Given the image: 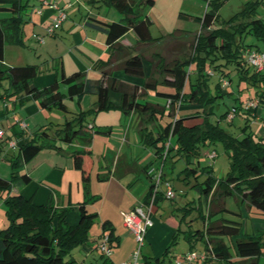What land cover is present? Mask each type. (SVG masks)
I'll return each mask as SVG.
<instances>
[{"label": "crops", "instance_id": "obj_1", "mask_svg": "<svg viewBox=\"0 0 264 264\" xmlns=\"http://www.w3.org/2000/svg\"><path fill=\"white\" fill-rule=\"evenodd\" d=\"M42 1L34 0L30 15L26 16L28 19L26 18L23 25V44L5 46L3 55L5 64L8 66L37 65L38 74L33 83L39 88L45 87L55 80L59 82L61 73L69 75L78 71L82 72L87 80L103 81L105 85H111L113 80L124 83L126 88L136 85L139 90L138 98L153 105L158 104L159 111L156 113L161 115L164 113V110L160 109L165 99L162 94L173 92L174 89L166 83V78L169 79L166 71L158 69L155 65L156 60L152 62L154 64L152 65L149 59L154 54H160L166 58L167 51L171 49L184 51L185 45L189 44L201 32L204 13L198 16L192 11H183L182 6L185 0H154L152 4H148L144 0H135L134 14L139 19L147 18L149 20L152 40L140 42L135 31L129 29L118 39V42L124 46L132 47L134 54L143 58L145 77L155 81L145 87L144 78L124 73L120 68V60L108 65L98 64L99 61L108 60L110 49L106 43L105 33L97 25L99 22L122 21L125 19L123 13L105 0H48L55 1L60 8H67L66 19L57 28L58 31L55 30L49 34L47 28L57 11L50 5L43 4ZM76 4L77 8H75ZM69 5L70 7H67ZM96 6H98L97 11L93 8ZM103 6L104 10H102ZM201 6L198 4V7ZM81 10H84L85 13ZM217 24L218 22H215L209 29L216 27ZM38 35L43 36V42L37 40L36 36ZM10 47H15V50H8L10 53L7 54V48L11 49ZM174 59L183 60L182 57ZM193 70L192 65L190 81L184 88L186 92L189 90V83L193 82L191 76L194 74ZM103 71L107 72L106 76ZM159 86L164 87L166 91H158L157 87ZM60 90L66 92V87L60 85ZM151 90L155 91L149 93ZM108 99L113 107L99 111L94 115L90 114L93 115L91 119L88 115L87 122L82 129L84 133L67 143L61 139L62 135L55 134V131L65 122L67 115L70 117L80 111L92 108L96 95L87 93L79 100L75 97H65L64 103L69 111L65 114L54 107L41 108L33 99L19 104L15 97H6L3 94L0 99V129L4 131V138L0 146L10 140L16 141L17 146L21 145L29 139L37 138L42 130H46L58 148L43 149L32 159L23 163L21 173L29 175L30 181L15 183L10 192H20L24 197L31 198L37 204L53 205L57 209L68 208L66 219L71 224L78 221L77 204L86 202V207L96 213L100 231L97 237L89 236L88 243L80 246L81 251L85 256L93 257L98 251L96 247L103 232L102 222L108 221L113 232V247L109 260L112 264H121L129 259L134 247V237L123 224V214L148 197L150 181L145 170L148 166L159 163L153 142L156 141L163 125L157 114L151 115L134 111L125 113L120 108L121 93L116 89L109 91ZM259 109L260 107L254 113V120L262 114ZM201 110L202 106L200 105H185L180 108L179 116H185L184 124L190 127L201 123V117L198 116V112ZM18 121L26 122L27 128L21 130ZM133 121L136 124L131 130ZM262 125L264 127V124ZM263 131L264 128H260V130L258 128V134L251 132L255 138H260L264 137ZM88 134H90L89 141L86 140ZM76 150H85L91 153V160L86 167L88 183H82L80 172L73 167L72 152ZM12 151L16 153L17 147ZM8 155L6 153L1 158L6 162L0 166V177L4 179H8L11 172L9 163L11 155ZM199 156L191 158L187 162L184 156L178 155L173 149L164 161L165 177L174 187L176 195L170 200L159 196L156 203L152 205L153 224L145 235L144 245L141 249L142 261L144 258H164L162 264H173L175 257L188 251H194L192 247L197 241L202 240L197 232L202 231L204 227L199 229L196 223V229H194V223L188 224L186 217L179 220L176 213V210L185 211L187 209L185 207L190 203L189 199L194 194L200 200L199 178L205 173L201 172L203 167L200 164ZM178 159L184 164V167L176 173L178 162L175 161ZM187 163L191 170L184 173L182 170L187 166ZM174 175L175 177H173ZM179 192L182 193L184 202L177 200ZM230 196L240 206L239 209L244 213L243 216L249 221V228L246 227V223L241 222L240 236L249 235L248 229L250 235L263 236L264 215L256 214L255 209L249 207L246 201H241L236 195ZM193 198L192 200H194ZM182 204L185 205L184 208ZM206 204L208 206L207 200ZM0 224L5 226L3 221ZM194 232L197 233L196 236L192 235ZM178 234L182 235L188 248L173 252L169 248L167 255H163L174 235L176 241L178 240ZM225 241L231 244L229 238H225ZM203 245V249L196 251L197 253H204L205 244L203 243ZM99 262L100 255L98 264Z\"/></svg>", "mask_w": 264, "mask_h": 264}, {"label": "trees", "instance_id": "obj_2", "mask_svg": "<svg viewBox=\"0 0 264 264\" xmlns=\"http://www.w3.org/2000/svg\"><path fill=\"white\" fill-rule=\"evenodd\" d=\"M109 5L125 15L122 21L99 22L97 27L106 35V43L110 52L107 61L98 64L108 65L120 60V68L127 75L144 78V86L155 81L145 77L143 58L134 54L132 47L124 46L118 39L129 29L137 34L140 42L152 40L147 18H137L134 14L135 0H105ZM152 4L154 0H144ZM220 0H208L202 16L201 32L189 43L188 57L183 60H167L160 54H154L149 61L156 60V66L166 71V83L174 89L173 92L163 93L164 104L160 109L168 112L174 119L160 129L155 146V154L159 162H163L171 150L175 149L178 155L188 160L198 158L201 144H212L219 141L225 148L229 159V168L225 177L217 179L212 174L210 166H205L201 172L206 174L200 183L201 195L208 201L207 222L202 231L197 232L205 244V259L201 264H264V241L260 236H240L241 222L218 217L225 208V198L236 195L241 201H246L249 207L255 209L256 214L264 215V138H255L246 123L241 128L239 136L226 132L219 125L209 121L208 114L213 113L214 96L209 90L206 76L210 70L217 74L215 96L223 95L228 85L225 79L231 81L230 72L250 80L255 86L259 85L253 100L257 101L255 107L245 110L252 115L257 108L264 106V70L257 71L246 63L249 50H263L252 48L245 43L244 38L249 36L264 42V19L257 12V5L253 1L244 3L243 8L228 19L219 18ZM29 0H0V81L6 79L8 86L0 94V99L15 97L19 104L29 99L37 101L41 108H56L65 114L69 113L64 103L65 97H75L79 100L84 94L96 95L93 107L66 116L65 122L55 134H61V139L67 143L82 135L87 116L113 107L108 99L111 89L121 93L120 108L128 113H149L155 115L159 105L138 98V86L129 88L119 81L113 80L111 85L103 81H90L82 72H73L69 75L61 73L60 81L39 88L33 81L38 74V66L34 64L8 66L3 62L6 45L23 44V25L26 19V10ZM215 22L217 26L209 29ZM185 51V50H184ZM182 51V53H185ZM264 51V50H263ZM152 65H154L152 63ZM189 65V68H187ZM194 66V79L189 83V90L185 85L190 81V68ZM252 67V72L249 68ZM105 76L106 71H103ZM209 75V74H208ZM1 84V83H0ZM60 85L66 87V92L60 90ZM226 85V86H225ZM169 100V107L166 101ZM185 105H200L202 110L198 116L201 123L193 126L184 124L185 116H179L180 108ZM178 112L175 116L176 107ZM235 108V107H234ZM234 110H237L235 108ZM162 111V110H160ZM231 113L226 111L223 116ZM92 128V127H91ZM90 140V134L87 135ZM170 137L171 145L166 158L162 160L164 142ZM173 140V142H172ZM157 143H161L160 145ZM58 148L46 130H42L37 138H32L17 146V152L11 155L10 177H0V195L4 192L3 202L6 206L5 215L8 220L7 227L0 228V264H82L75 258L66 259V254L77 245L88 243V228L96 217V213L86 207V202L77 204L78 221L71 224L67 221L68 208L57 209L53 205L34 203L31 198L24 197L20 192L11 193L15 183H28L29 175L21 173L23 163L32 159L43 149ZM91 153L85 150L72 152L73 167L81 174L83 183H88L87 165L91 160ZM190 162V161H189ZM191 168L187 166L182 172L187 173ZM166 179V177H164ZM168 180V179H167ZM174 188V187H173ZM175 190V189H174ZM148 197L144 200H149ZM102 233L109 237L111 248L112 227L108 221H103ZM101 233V235H102ZM197 233H192L196 236ZM100 235V236H101ZM176 235V234H175ZM175 235L171 243H175ZM229 238L231 244L225 241ZM98 245V244H97ZM233 248V252L231 251ZM98 250V248L96 247ZM169 247L163 255H167ZM99 251V250H98ZM100 252V251H99ZM164 258H144L143 264H162ZM99 264H112L109 257L100 252Z\"/></svg>", "mask_w": 264, "mask_h": 264}, {"label": "rangeland", "instance_id": "obj_3", "mask_svg": "<svg viewBox=\"0 0 264 264\" xmlns=\"http://www.w3.org/2000/svg\"><path fill=\"white\" fill-rule=\"evenodd\" d=\"M34 0H29V7L26 10V16L30 15L31 12V7L32 3ZM208 0H185L184 5L182 6L183 11H192L195 15L201 16L204 13V8L206 7V3ZM221 4L218 10L219 13V18L220 19H228L230 16L234 15L235 13L239 12L245 2L248 1H253L257 5V12L264 19V0H220ZM202 2V3H201ZM79 4H81V1H79ZM198 4H201V7H198ZM105 6V5H104ZM102 7V10H104L105 7ZM67 7H70L67 6ZM75 8H77V4L75 5ZM90 8H92L90 6ZM95 11H97L98 6L93 7ZM67 8H64L66 12ZM84 12V10H81ZM85 13V12H84ZM7 13L1 12L0 15H4ZM67 14V13H66ZM27 18V17H26ZM28 19V18H27ZM60 30V29H59ZM58 31V29H56ZM194 38V37H193ZM192 38V39H193ZM245 43L251 44L250 47L256 48L259 47L260 49L264 50V42L263 41H258L255 38H250L249 36L244 38ZM11 49L7 48V54L10 53L8 50H15V47H10ZM190 46L188 48V45H185V53L181 54L182 51H179L177 49H171L167 51L166 59L170 60L175 57H182V59H185L188 57V53L190 52ZM189 51V52H188ZM182 55V56H180ZM195 65L193 66L194 69ZM187 68H189V65H187ZM249 72H252V67H250ZM263 71V70H262ZM192 78L194 79L195 75H191ZM207 79V84L208 88L211 92V94L215 97L213 100V105H212V111L213 113L208 114L207 117H209V121L213 124L219 125L222 129H224L226 132L231 133L235 136H239L241 133V128L244 126L246 123L248 124V129L251 130L253 133L258 134V128H264L262 124H264V106L260 107V116L254 120V117L252 115H249L245 113V104L251 100L256 94L257 89L259 88V85L255 86L253 82H251L248 79H245L241 77L237 73H232L230 72L231 76V81L229 82L228 79L226 78L225 81L227 82L226 86V92L223 95L220 96H215V84L217 81V74H211V75H205ZM0 94L4 92V87L6 88L8 86V81L6 79H2L0 81ZM158 91H166L164 90V87L162 88L161 86L157 87ZM155 90L149 91V93L153 92ZM151 102V101H150ZM164 102V100H163ZM237 110H234L235 108ZM230 110V112L233 114V117L231 120L227 119V116H223V114ZM21 113V111H20ZM158 115V119L160 120L161 124L165 126L167 123L172 121L174 117L171 115H168L167 111H164V113L161 115L160 113H156ZM202 117V116H201ZM93 118V115H90V119ZM203 118V117H202ZM136 124L135 121L132 122V128L131 130L134 129V125ZM262 135H264V131L262 132ZM262 137V136H261ZM264 138V137H262ZM13 149L9 146L8 143H5L3 146H0V166L3 164H6L5 161H2V157H4L7 154L9 155H14L15 153L12 151ZM215 151L217 153V156L213 159H210L208 154L211 153L212 151ZM207 152V155H206ZM8 155V156H9ZM91 155V154H90ZM199 161L202 167L204 166H210L212 169V174L214 177L217 179L225 177L228 168H229V159L228 155L225 152V148L222 145L221 142L215 141L212 144H201V155L199 156ZM175 162H178L176 164V173L180 169L184 167V164L178 160ZM210 165H207V164ZM175 177V175L173 176ZM206 175L204 174L199 178V182H203L205 179ZM83 183V181H82ZM4 192L0 195V223L1 221L4 222V225L0 224L1 227H7L8 225V220L6 219L5 215V209L6 206L3 202V197H4ZM200 196V195H199ZM194 197V198H193ZM192 198L194 200H192ZM200 200H198V196L194 194V196L190 197V203L185 207L184 204H182V207L187 208L185 211L184 210H176L177 213V218L179 220L183 217L187 218V223H194V229L196 223L198 224V228L202 229L207 222V214H208V206L206 204V201L204 197L201 195ZM169 200V199H167ZM178 201L184 202L185 200L182 199V193L179 192ZM170 202V201H168ZM225 208L228 211H222L220 214H218V217H223L226 219H231V220H236L242 223H246V227L249 228V221L247 218L243 216L242 210L239 209V205L234 201V199L229 195L226 196L225 198ZM180 211V212H179ZM245 212V211H244ZM99 224L98 220L96 217L93 219V222L88 228V237L90 236H95L97 237L99 234ZM248 234L250 235V231L248 229ZM179 236V234L177 235ZM262 241H264V234L261 236ZM176 241V240H175ZM177 242V244H176ZM174 244L170 242L169 248L171 249V252L173 251H180L183 248H188V244L185 242V240L182 238V235L179 236L178 240ZM203 240H199L196 242L195 246L192 247L194 251H201L203 249ZM231 251L233 252V248H231ZM99 255L100 252L96 251V253L93 255V257H88L83 254V251H81L80 245H77L70 249L69 253L66 254V259H70L71 257L75 258L78 262L82 264H98L99 260ZM222 264V263H218Z\"/></svg>", "mask_w": 264, "mask_h": 264}, {"label": "built area", "instance_id": "obj_4", "mask_svg": "<svg viewBox=\"0 0 264 264\" xmlns=\"http://www.w3.org/2000/svg\"><path fill=\"white\" fill-rule=\"evenodd\" d=\"M43 4H48L57 11L56 16L53 18L51 24L47 28V33H53L57 28L61 26L63 21L66 19V12L63 8H60L55 1L43 0ZM39 42H43L44 38L41 35L36 36ZM246 63L254 67L257 71L264 70V51L263 50H249L246 56ZM209 75L212 74L210 70L207 71ZM170 101H166V107H169ZM257 104L256 100H249L245 104V109L255 107ZM176 107L175 116L178 112ZM233 117L232 113H229L227 119L231 120ZM21 130L27 128V124L24 121L17 122ZM4 138V131L0 129V143ZM9 146L13 149L17 147V143L14 140L8 142ZM171 146L170 137L164 142L162 160L166 158L168 149ZM210 159L217 156V153L213 150L208 154ZM145 173L150 181V195L147 202H139L131 210L123 214V224L132 233L134 237V247L130 253L129 259L122 262L121 264H143L141 257V249L144 245L145 235L149 227L152 226L153 221L151 218V207L154 205L159 198L163 196L165 199H173L176 192L169 180L165 179L164 163L159 162L157 165H150L146 168ZM98 250L106 257H110L112 248L109 243V237L106 233H102L100 240L97 245ZM205 253V252H204ZM204 253H197L196 251H188L182 255L173 259V264H201V261L205 259Z\"/></svg>", "mask_w": 264, "mask_h": 264}]
</instances>
